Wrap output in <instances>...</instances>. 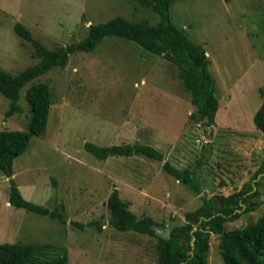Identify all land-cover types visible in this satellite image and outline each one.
I'll use <instances>...</instances> for the list:
<instances>
[{
    "label": "rangeland",
    "instance_id": "374dc122",
    "mask_svg": "<svg viewBox=\"0 0 264 264\" xmlns=\"http://www.w3.org/2000/svg\"><path fill=\"white\" fill-rule=\"evenodd\" d=\"M169 12L173 23L206 50L218 100L214 123L190 118L195 107L175 64L116 36L92 51L70 54L65 66L26 83L19 92L22 111L6 117L10 101L0 93V129L5 130L27 128L25 91L32 83H47L51 93L44 132L13 159L11 176L0 170V243L34 244L37 263L66 254L68 264H155L157 236L186 224L206 232L195 222L204 218L198 210L206 200L246 192L249 183L264 179V133L253 120L264 99V0H177ZM115 15L152 23L158 18L134 0H0V69L17 75L39 61L31 44L15 33L17 22L55 49ZM86 142L145 143L164 160L99 159L85 150ZM165 160L191 169L199 193L167 174ZM10 178L24 198L57 209L66 223L9 204ZM261 186L256 204L237 210L224 230L264 213ZM114 188L138 217L155 220V235L121 231L109 223L107 198ZM192 214L195 219L189 221ZM208 238V264H224L218 235L209 231Z\"/></svg>",
    "mask_w": 264,
    "mask_h": 264
},
{
    "label": "trees",
    "instance_id": "16d2710c",
    "mask_svg": "<svg viewBox=\"0 0 264 264\" xmlns=\"http://www.w3.org/2000/svg\"><path fill=\"white\" fill-rule=\"evenodd\" d=\"M134 1L141 6L149 7L157 14V20L152 23L147 18L130 20L122 15H115L104 22L90 24L82 39L55 49H50L35 39L23 24L15 23L13 26L15 33L31 44L39 61L17 75L0 69V93L10 101L5 111L6 117L22 111L18 103L19 92L26 83L54 66H65L70 54L77 51H92L104 38L116 36L135 42L175 64L178 67V75L195 107V110L190 113V118L201 121L206 126L212 125L218 109V100L215 95V81L209 69L210 60L205 48L193 42L183 27L177 26L171 20L169 8L177 0ZM25 99L30 108L27 128L25 130L0 129V170L4 173H7V164L11 168L13 159L21 155L27 149L31 138L42 134L47 125L51 106V93L47 83H32L25 91ZM253 120L255 126L264 133V99L254 114ZM84 148L99 159H106L108 156L141 155L157 161L164 160L159 150L145 143L99 146L86 142ZM200 162L204 163V159ZM162 168L178 182L186 185L193 192L199 193L200 185L191 169L177 168L167 160L163 162ZM257 174L259 173H255L254 178ZM257 182L256 180L255 183ZM248 186L250 189L251 183ZM244 193L245 191H242L223 197L222 206L214 196L204 202L198 210L204 218L198 217L195 222L200 221V225L206 232L186 224L172 227L167 235L157 236L158 258L155 264H208L209 231L219 237L218 247L224 264H264V213L242 227L224 230L225 221L238 216V206L236 207L235 204L239 200V195L242 196ZM8 203L56 218L63 224L67 220L57 209H49L24 198L13 178L9 179ZM107 207L110 212L109 223L114 228L121 231L156 234L155 220L150 216L138 217L129 209V202L119 196L116 188L107 198ZM245 209L249 210L251 207L246 206ZM72 224L83 225L76 221H72ZM181 238H183L182 243H180ZM34 252V244L0 243V264H68L66 254L37 263L33 259Z\"/></svg>",
    "mask_w": 264,
    "mask_h": 264
},
{
    "label": "flooded vegetation",
    "instance_id": "af4514ba",
    "mask_svg": "<svg viewBox=\"0 0 264 264\" xmlns=\"http://www.w3.org/2000/svg\"><path fill=\"white\" fill-rule=\"evenodd\" d=\"M256 180L253 181L252 187L249 189V187H246V192L245 194H243L242 196L239 195V200L238 202L235 204L236 207L238 206L237 210L241 211L243 209L246 208V206H250L251 203H253V205L256 204L255 201H253V199H255L258 195V197L260 198V196H262V184H264V179L259 180V182L255 183ZM247 200L246 204L245 201Z\"/></svg>",
    "mask_w": 264,
    "mask_h": 264
},
{
    "label": "water",
    "instance_id": "95a60500",
    "mask_svg": "<svg viewBox=\"0 0 264 264\" xmlns=\"http://www.w3.org/2000/svg\"><path fill=\"white\" fill-rule=\"evenodd\" d=\"M208 137H211V134H208ZM210 144H208V151L210 150ZM205 160V159H204ZM7 174H8V176H11L12 175V171H11V168H10V165L9 164H7ZM216 200L219 202V204H220V206H222V198H221V195H218V196H216ZM195 214H192V215H189L188 216V220L189 221H193L194 219H195ZM182 241H183V238H181V240H180V243H182Z\"/></svg>",
    "mask_w": 264,
    "mask_h": 264
}]
</instances>
